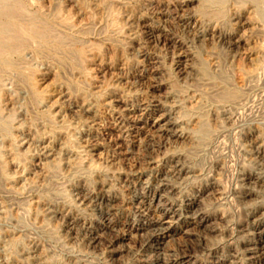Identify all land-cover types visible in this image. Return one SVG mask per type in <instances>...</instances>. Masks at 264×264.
<instances>
[{
    "label": "rangeland",
    "instance_id": "rangeland-1",
    "mask_svg": "<svg viewBox=\"0 0 264 264\" xmlns=\"http://www.w3.org/2000/svg\"><path fill=\"white\" fill-rule=\"evenodd\" d=\"M11 10L0 264H264V0Z\"/></svg>",
    "mask_w": 264,
    "mask_h": 264
},
{
    "label": "bare ground",
    "instance_id": "bare-ground-1",
    "mask_svg": "<svg viewBox=\"0 0 264 264\" xmlns=\"http://www.w3.org/2000/svg\"><path fill=\"white\" fill-rule=\"evenodd\" d=\"M2 2V0H1ZM8 3V1L5 3V5ZM3 4V3H2ZM4 5V4H3ZM9 5V4H8ZM1 8H3L1 6ZM20 15V12L17 10H11L7 11L6 13L0 14L1 18H5L8 20V22L11 23V21L15 20ZM11 32V31H10ZM20 42V41H19ZM20 44V43H19ZM23 43L21 42L20 46H22ZM13 44L10 42V37H8L7 28L5 26H0V61L6 60V55L13 51ZM165 229V228H164ZM168 229V228H167ZM262 251V250H261ZM263 252V251H262ZM262 254V253H261ZM262 256V255H261ZM264 257V256H263Z\"/></svg>",
    "mask_w": 264,
    "mask_h": 264
}]
</instances>
